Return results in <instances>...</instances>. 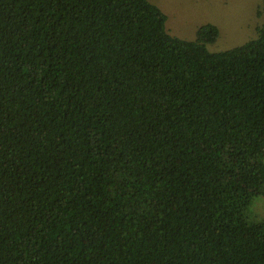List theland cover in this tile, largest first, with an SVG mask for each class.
Masks as SVG:
<instances>
[{
    "label": "trees",
    "instance_id": "obj_1",
    "mask_svg": "<svg viewBox=\"0 0 264 264\" xmlns=\"http://www.w3.org/2000/svg\"><path fill=\"white\" fill-rule=\"evenodd\" d=\"M166 21L0 0V264H264V213L226 174L243 162L264 197V22L212 52L217 25Z\"/></svg>",
    "mask_w": 264,
    "mask_h": 264
},
{
    "label": "rangeland",
    "instance_id": "obj_2",
    "mask_svg": "<svg viewBox=\"0 0 264 264\" xmlns=\"http://www.w3.org/2000/svg\"><path fill=\"white\" fill-rule=\"evenodd\" d=\"M150 1L167 15V31L180 38L196 40L200 26L206 23L217 25L220 35L215 43L208 44L212 52L231 49L255 38L257 27L264 22L263 0ZM226 170L228 185L233 191L254 195L250 214L259 218L264 213V197L255 195V174L243 162L237 165L228 163Z\"/></svg>",
    "mask_w": 264,
    "mask_h": 264
}]
</instances>
